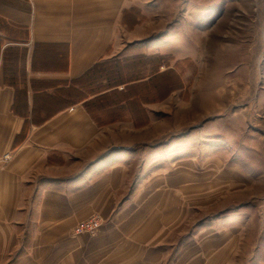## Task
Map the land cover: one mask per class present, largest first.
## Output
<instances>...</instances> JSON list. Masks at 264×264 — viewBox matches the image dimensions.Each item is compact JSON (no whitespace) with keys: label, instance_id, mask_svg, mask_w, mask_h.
<instances>
[{"label":"crops","instance_id":"1","mask_svg":"<svg viewBox=\"0 0 264 264\" xmlns=\"http://www.w3.org/2000/svg\"><path fill=\"white\" fill-rule=\"evenodd\" d=\"M158 1L0 0V264H219L175 249L170 216L124 210L149 188L140 131L154 119L132 79L108 78L150 53L128 18ZM95 215V235L74 232Z\"/></svg>","mask_w":264,"mask_h":264},{"label":"rangeland","instance_id":"2","mask_svg":"<svg viewBox=\"0 0 264 264\" xmlns=\"http://www.w3.org/2000/svg\"><path fill=\"white\" fill-rule=\"evenodd\" d=\"M156 5L128 18L139 25L128 41L150 53L124 59L123 73L154 124L140 131L149 188L124 210L170 216L189 262L264 264V0Z\"/></svg>","mask_w":264,"mask_h":264},{"label":"built area","instance_id":"3","mask_svg":"<svg viewBox=\"0 0 264 264\" xmlns=\"http://www.w3.org/2000/svg\"><path fill=\"white\" fill-rule=\"evenodd\" d=\"M10 158L9 154H6L3 157L4 161H7ZM2 166L0 165V168ZM102 225V220L100 216H92L91 218L84 220L80 223H78L74 229V232L76 234H82V233H95L99 230V228Z\"/></svg>","mask_w":264,"mask_h":264},{"label":"trees","instance_id":"4","mask_svg":"<svg viewBox=\"0 0 264 264\" xmlns=\"http://www.w3.org/2000/svg\"><path fill=\"white\" fill-rule=\"evenodd\" d=\"M120 66H113L112 71L109 73V84L111 82H127V78L125 79L124 71L121 73Z\"/></svg>","mask_w":264,"mask_h":264}]
</instances>
